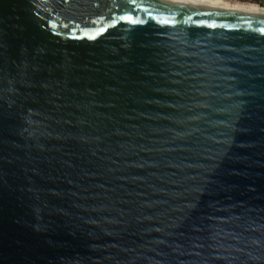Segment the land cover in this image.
Masks as SVG:
<instances>
[{
	"label": "water",
	"instance_id": "95a60500",
	"mask_svg": "<svg viewBox=\"0 0 264 264\" xmlns=\"http://www.w3.org/2000/svg\"><path fill=\"white\" fill-rule=\"evenodd\" d=\"M0 264H264V14L0 0Z\"/></svg>",
	"mask_w": 264,
	"mask_h": 264
},
{
	"label": "bare ground",
	"instance_id": "6f19581e",
	"mask_svg": "<svg viewBox=\"0 0 264 264\" xmlns=\"http://www.w3.org/2000/svg\"><path fill=\"white\" fill-rule=\"evenodd\" d=\"M196 4L205 5V6H225L239 11L250 12L255 14H264V7L259 5H252L241 3L237 1H225V0H189Z\"/></svg>",
	"mask_w": 264,
	"mask_h": 264
},
{
	"label": "rangeland",
	"instance_id": "374dc122",
	"mask_svg": "<svg viewBox=\"0 0 264 264\" xmlns=\"http://www.w3.org/2000/svg\"><path fill=\"white\" fill-rule=\"evenodd\" d=\"M225 1H237V2H241V3H246V4H252V5H259L258 3L256 2H253V1H240V0H225ZM261 3L264 4V0H260ZM261 6V5H260Z\"/></svg>",
	"mask_w": 264,
	"mask_h": 264
},
{
	"label": "trees",
	"instance_id": "16d2710c",
	"mask_svg": "<svg viewBox=\"0 0 264 264\" xmlns=\"http://www.w3.org/2000/svg\"><path fill=\"white\" fill-rule=\"evenodd\" d=\"M240 1H248V0H240ZM249 1L256 2V3H258V4H259V6L261 5L262 7H264V4H263V3H261V1H260V0H249Z\"/></svg>",
	"mask_w": 264,
	"mask_h": 264
}]
</instances>
